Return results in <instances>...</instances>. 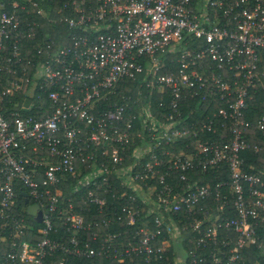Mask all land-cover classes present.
Masks as SVG:
<instances>
[{
  "label": "built area",
  "instance_id": "1",
  "mask_svg": "<svg viewBox=\"0 0 264 264\" xmlns=\"http://www.w3.org/2000/svg\"><path fill=\"white\" fill-rule=\"evenodd\" d=\"M256 90L264 0H0V264H244L264 250V182L240 158L264 145ZM193 99L220 104L197 125ZM110 215L135 227L125 243L97 241Z\"/></svg>",
  "mask_w": 264,
  "mask_h": 264
},
{
  "label": "trees",
  "instance_id": "2",
  "mask_svg": "<svg viewBox=\"0 0 264 264\" xmlns=\"http://www.w3.org/2000/svg\"><path fill=\"white\" fill-rule=\"evenodd\" d=\"M52 6L57 5V3L53 2L51 4ZM39 22H41L42 27L39 30V32L42 33H50L52 34L53 30L55 29L56 31V27L52 26V25H47L45 23V21H43L42 19H38ZM28 46L31 48V46H33V43L30 42L28 44ZM173 69L175 67V64H173L171 66ZM172 69V70H173ZM162 73L166 72V68H163ZM121 91L125 92L127 89H130V92H133L134 88H135V84L134 82H125V83H121ZM255 97H254V111L256 112V115L259 113H261L264 110V91L262 90H256L255 91ZM154 102V101H153ZM208 104L211 106H208ZM219 102L216 103H212L211 101L206 102V103H199L197 101V99H193L190 101H187L186 106L188 107V110L184 109V112L187 113V111H193L190 114L189 117V122H194L197 125L199 124V122H201V120L203 119V115L208 114V116L210 115V113L213 111V109H215L214 107L219 106ZM213 105V106H212ZM207 107H210L209 109H207ZM214 119V118H213ZM220 129L216 130V134H210V133H201L199 134L197 137L195 138H191L188 137L187 139H183L180 142H176L175 146L176 149H181L183 151H185L186 149L184 148V145L187 144L189 145V147H193L194 141L197 140H209V141H218V132ZM251 132V131H250ZM253 132V131H252ZM256 136L257 134L254 133ZM222 139L225 141L227 140V136L224 135L222 137ZM254 142H256L255 144L258 146L259 150L257 153H253L251 150H244L242 152H240V158L242 160V168L245 171H248L249 168L251 167L252 171H258L261 175V179L264 182V145H263V141L256 138V140H253ZM220 179L226 180L227 176H226V172L225 170H221L220 173L218 172H213V173H209L206 175V177L201 178L202 183L206 184H212L216 181H219ZM225 191V190H224ZM69 194V189H66L65 194H64V198H66ZM109 203L112 202V208L115 209H119V207H121L123 205V203H121L119 200H109ZM78 205H76L77 207ZM89 205H81V207L87 208ZM113 212V211H112ZM84 219V223H87L89 221H95V222H99L101 216L97 215V213H95V210L90 207L89 208V213H85L82 212L81 213ZM110 223L107 227L102 228V230L99 231L100 235L98 238V242H101V238L104 237L105 234H118L116 236V242H122L125 243L126 240L130 237V235L132 234V231L135 229L134 226H126L125 222L121 221V220H116V218L112 215H110ZM150 219V218H149ZM95 230L91 229V230H87V231H83L81 232L80 236L81 238L88 242V244L90 246H95V244L93 242H91V233L94 232ZM256 234L258 236V244H260L263 248H264V221L263 223L256 229ZM51 238H54V235L51 236ZM264 250L261 249H257L255 247H251L250 249H248L247 252H245V260H244V264H264ZM56 258H50L49 261L50 262H54V260H56L58 258V255H55ZM48 260V259H47ZM68 264H108V261L103 260V259H99V260H91V259H79V258H70ZM127 264V263H126ZM138 264H144L143 262H140ZM149 264H172L171 259L168 260H160L157 262H150Z\"/></svg>",
  "mask_w": 264,
  "mask_h": 264
},
{
  "label": "water",
  "instance_id": "3",
  "mask_svg": "<svg viewBox=\"0 0 264 264\" xmlns=\"http://www.w3.org/2000/svg\"><path fill=\"white\" fill-rule=\"evenodd\" d=\"M24 104L27 105V104H28V101L26 100V101L24 102ZM24 203H26V200H24ZM36 209H37V206H36V205L28 206V207L26 208V213H27L29 216L34 217V220H35L36 222H40V220H41V219H40V214L37 213L36 216H34Z\"/></svg>",
  "mask_w": 264,
  "mask_h": 264
},
{
  "label": "rangeland",
  "instance_id": "4",
  "mask_svg": "<svg viewBox=\"0 0 264 264\" xmlns=\"http://www.w3.org/2000/svg\"><path fill=\"white\" fill-rule=\"evenodd\" d=\"M172 248L175 250H177V248H178V245L177 244H172ZM264 252V251H263Z\"/></svg>",
  "mask_w": 264,
  "mask_h": 264
}]
</instances>
